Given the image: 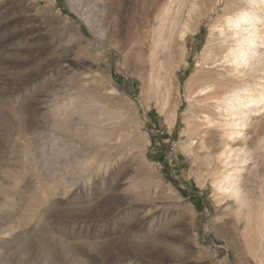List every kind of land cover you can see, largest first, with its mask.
<instances>
[{
  "label": "rangeland",
  "instance_id": "374dc122",
  "mask_svg": "<svg viewBox=\"0 0 264 264\" xmlns=\"http://www.w3.org/2000/svg\"><path fill=\"white\" fill-rule=\"evenodd\" d=\"M247 1L0 0V264H264V101L215 109Z\"/></svg>",
  "mask_w": 264,
  "mask_h": 264
},
{
  "label": "bare ground",
  "instance_id": "6f19581e",
  "mask_svg": "<svg viewBox=\"0 0 264 264\" xmlns=\"http://www.w3.org/2000/svg\"><path fill=\"white\" fill-rule=\"evenodd\" d=\"M252 1L253 0H248L246 5L234 10L225 18V24L228 25L227 27L233 28L230 33L224 34L225 28L223 27L218 29L219 36H223V38L225 39L224 43L228 41V43L230 44V46L225 49V52L223 54V64H225L226 66L233 62L235 67H239L235 69L236 78L245 77L246 74L242 70L245 69L246 71H248L253 64L252 62L256 63L258 65V68L250 71V73H260L261 75V77L258 78L257 83L250 85H238L235 88L231 89V91L225 94L223 97L217 98L215 101L216 112L220 113V116H222V112L225 113V118L223 119L225 121V124L220 123V126H227L229 130H232L229 131V133L226 135V139L230 141L243 140L242 130L245 125L235 120L237 118L248 116L250 112L253 111L250 109L252 105L261 104L264 101L263 55H257L255 49L257 47L258 38V28L255 26V22L261 20L258 11L261 8L262 2L257 0H255V2ZM194 6H196V4H193V7ZM191 31L192 28L188 21L180 23L179 29L177 31L178 43L183 42L185 37ZM204 90L205 93L210 92L207 91V89H202V91ZM244 160L245 157L239 159L238 163L243 164V162H245ZM234 171H237V169ZM252 218L253 216L251 214L247 216L246 225H248L250 221H252ZM252 234L253 233L249 232L246 242L250 246H253L254 241L257 240L258 236L257 233H255V236H252ZM169 239H171L170 236H167L164 239L166 242L165 246L163 247L169 246V244L171 243V240ZM156 242L160 243L158 239L150 236L148 237L146 242L140 245L145 247L147 253H149L150 255L157 256L162 253V251L158 248V246H156ZM41 243V250L43 249L42 253L44 252L45 255L52 258L54 256V253L51 246L47 245L45 242ZM120 243L130 244L129 240L126 238H124ZM134 243L137 244L136 242ZM162 244L163 243H161V245ZM150 249L153 251L152 253H150ZM168 262L169 261L165 259L162 264H168Z\"/></svg>",
  "mask_w": 264,
  "mask_h": 264
}]
</instances>
